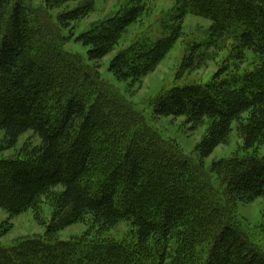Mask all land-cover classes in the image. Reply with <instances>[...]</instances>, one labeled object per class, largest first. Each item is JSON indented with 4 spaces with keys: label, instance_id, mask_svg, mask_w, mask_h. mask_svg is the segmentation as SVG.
Wrapping results in <instances>:
<instances>
[{
    "label": "trees",
    "instance_id": "obj_1",
    "mask_svg": "<svg viewBox=\"0 0 264 264\" xmlns=\"http://www.w3.org/2000/svg\"><path fill=\"white\" fill-rule=\"evenodd\" d=\"M68 1L78 0L45 5L54 9ZM131 1L130 11L79 36L89 47L88 61L104 58L140 17L143 0ZM175 3L178 19L192 14L209 21L205 46L232 38V67L245 59L244 51L253 57L243 75L220 77L227 64L205 84L174 87L155 100L158 117H185L193 128L208 122L195 148L198 160L164 144L90 67L62 51L54 29L33 26L24 0H0V134L7 148L27 132L29 140H38L24 143L23 158L0 160V210L9 218L31 211L40 223V205L51 206L47 236L87 220L106 228L125 221L130 236L129 243L93 241L81 257L78 248L90 241L25 240L0 248V264H264V249L229 218L228 208L230 199H264V157L256 153L264 146V0ZM88 10L86 5L65 11L57 25L66 29ZM179 32L178 25L159 41H140L131 56L119 52L109 72L117 81L139 83ZM199 48L184 59L181 72L205 57L195 54ZM233 127L252 153L211 165L210 172L225 183L223 201L203 161L227 144Z\"/></svg>",
    "mask_w": 264,
    "mask_h": 264
},
{
    "label": "rangeland",
    "instance_id": "obj_2",
    "mask_svg": "<svg viewBox=\"0 0 264 264\" xmlns=\"http://www.w3.org/2000/svg\"><path fill=\"white\" fill-rule=\"evenodd\" d=\"M24 1L25 6L30 9V20L33 26H38L41 30L54 29L63 52L75 55L90 67L89 70L95 73L101 83L129 104L133 111L142 117L148 129L159 136L164 144L175 145L181 153L193 159L198 160L195 148L205 135L209 126L208 122L193 128L187 124L185 117H158L153 113L155 100L174 87L205 84L214 73L223 69L227 64L230 65V68L220 76L222 78L243 75L247 70L252 69L248 63H252L253 57L246 51H244L245 59H242L238 68L231 66L234 62L232 55L235 54L233 51L235 42L228 36L218 41L217 47L205 46L208 41L209 21L192 14L178 19L175 10L176 0H143L140 17L124 30L112 51L97 62L88 61L86 54L89 47L79 41V36L95 29L98 24L112 15H123L130 11L135 5L134 2L131 0H78L65 2L54 9H47L45 0ZM86 5L89 10L84 18L70 23V27L66 29L57 25V18L62 13ZM178 20L180 21L178 22ZM178 25L180 32L176 35L171 49L154 70L143 77L139 83L117 81L109 72V63L119 52L126 51L131 56L140 41L147 40L150 43L159 41L170 36ZM195 45L200 46L198 50L196 49L195 54L200 58L202 55L205 57L201 61H195L191 70L181 72L184 59L191 55ZM31 136L32 133L27 132L18 139L14 147L7 148L2 139L3 134H0V160L23 158L20 150L24 143L27 141L33 145L38 143L34 137L29 140ZM250 152L252 153V151L247 152L243 149L242 140L233 127L227 144L219 146L211 156L203 161L209 181L223 201L224 192H226L225 183L221 182L222 178L216 173L210 172L211 165L216 161L228 160L232 157L242 158L249 155ZM256 153L258 158L264 157V146L257 149ZM230 202L232 204L228 207L229 214H231L229 218L238 221L243 226L248 238L264 249V199L257 198L251 203H241L230 199ZM38 211V218L42 225L35 220L31 211L9 218L4 210H0V248L10 249L18 243L30 239L49 242L90 241L78 248L77 255L81 257L90 251L93 241L130 242L129 224L125 221L106 228L103 226L91 227L90 221L87 220L86 224H72L47 236L46 227L51 222L54 208L47 204H41Z\"/></svg>",
    "mask_w": 264,
    "mask_h": 264
}]
</instances>
